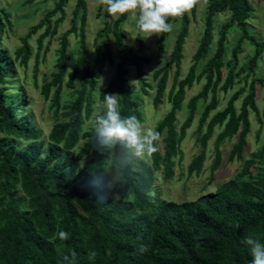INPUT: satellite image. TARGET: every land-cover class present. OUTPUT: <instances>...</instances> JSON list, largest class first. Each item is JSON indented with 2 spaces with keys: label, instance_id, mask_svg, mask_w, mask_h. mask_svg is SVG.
<instances>
[{
  "label": "trees",
  "instance_id": "1",
  "mask_svg": "<svg viewBox=\"0 0 264 264\" xmlns=\"http://www.w3.org/2000/svg\"><path fill=\"white\" fill-rule=\"evenodd\" d=\"M69 1L57 0L31 27L14 55L1 45L12 20L10 13L0 7V264H250V249L242 239L252 236L264 243V144L234 178L197 199H166L156 184L157 180L175 178L184 158L183 141L197 118L201 102L205 105L196 129L201 150L188 166L189 176L204 172L210 149L214 156L208 165L209 179L213 182L223 162L221 143L238 136L229 161L241 160L252 131L251 110L264 123V109L261 111L258 106L256 87V82L264 84V79L255 77L248 81L264 53V43L247 26L254 11L250 1L206 0L202 36L185 76L182 65L191 19L189 13L168 18V23L181 21L182 27L168 62L157 68L153 77L157 82L155 105L159 108L167 102L170 107L154 128L161 136L157 152L150 159L132 156L133 162L119 158L117 149L121 144L101 147L93 131L97 113L103 114L102 103L107 94L115 97L122 115H135L144 121L132 75L136 71L142 89L148 93L146 86L150 84L144 64L149 60L126 42L123 25L129 14L115 19L105 9L107 20L97 33L96 51L91 55L85 32L87 4L77 0L72 27L60 36L58 70L45 76L42 87L44 97L51 98V106L56 109V121L46 138L34 116L27 112L31 104L28 88L21 85L16 92H7L18 78L19 67L29 64L30 37L44 29L38 38L39 59L45 38L57 35L66 20ZM197 6L191 10L194 15ZM223 12H230L231 17L219 27L213 50L215 17ZM234 27L242 35L227 59L228 35ZM170 32L161 33L159 56L164 53ZM71 33L80 39L81 47L69 73L72 76L66 79ZM245 39L255 47V53L240 66L239 54ZM140 43L143 46L142 39ZM110 64L115 65L116 75L100 84ZM242 72L247 73L244 80L249 82L248 86L233 92L227 106L219 110L220 92L228 93L241 83ZM202 79V89L187 101L188 90ZM65 86L71 89L72 97L62 104ZM240 99L241 111L236 105ZM185 103L190 114L180 124L179 113ZM217 128L221 130L211 147ZM109 162L124 184L130 185V197L116 198L107 188L97 192L89 186V169L103 175ZM252 167L258 169L257 178L249 174ZM105 194L107 200L99 201L97 195ZM61 232L67 234L66 238L60 236ZM141 243L149 245L143 254L138 252Z\"/></svg>",
  "mask_w": 264,
  "mask_h": 264
},
{
  "label": "rangeland",
  "instance_id": "2",
  "mask_svg": "<svg viewBox=\"0 0 264 264\" xmlns=\"http://www.w3.org/2000/svg\"><path fill=\"white\" fill-rule=\"evenodd\" d=\"M57 0H0V7H3L11 15L12 26L7 27L3 33L1 40V45L9 50V52L14 55L17 48L23 45V38L27 36L31 27L38 23L43 16L49 11L55 4ZM87 4L88 19L85 26V32L87 35L88 46L91 49V55L95 54V38L98 31L105 26L107 20L105 16L106 5L100 3V0H85ZM254 8L250 19L248 20L247 26L249 32L255 36L257 39L264 43V0H249ZM77 5V0H70L68 6L66 7V20L60 25L59 32L57 35L51 37L47 36L44 40L43 49L40 52V58L37 59L38 52V38L44 31L41 29L38 33L33 34L29 43L32 47V56L29 60L27 66L22 65L19 67L18 78L15 82L9 84L11 88L7 90L9 93H14L19 89V86L24 85L28 88L29 98L31 104L27 108V112L34 116V122L42 129L43 137L46 138L51 130L53 123L56 121L55 107H52L51 98L46 99L42 93V87L45 81V76H51L53 72L57 69V58L58 49L61 47L60 36L69 31L72 27L71 18L73 16L74 8ZM206 0H199L197 6L196 14H192V11L188 12L191 23L189 36L186 39L185 44V57L183 60L182 71L183 76H185L193 63L192 56L197 49L199 40L202 36L204 28V19L206 14ZM82 13V12H81ZM81 13L78 16V21H81ZM58 17V16H57ZM231 17L230 12H223L217 14L215 17L216 29L214 32L215 42L212 46L213 50L217 43V37L219 32V27L229 20ZM173 28L167 36L165 41V48L163 55H158L159 44H160V34H153L152 36L145 38L148 34L141 33L136 27V13L129 14L128 19L124 23L123 27L127 34L126 42L135 50L139 55H143L148 58V62H145L144 69L146 72L147 82L150 86H146L148 93H145L141 86V81L137 78L136 71H133L132 82L134 84L135 96L142 103V110L144 114L143 126L147 128L154 129L158 121L164 117V113L169 110L170 104L164 103L158 108L154 99L157 93V82L153 77L154 71L165 65L170 57V53L176 41L177 35L181 30L182 22L176 21L171 23ZM242 35V31L234 27L227 40L228 55L227 59L230 58L233 48L237 45ZM140 39L143 40V46L140 43ZM100 41V39H99ZM80 39L74 34H70V44L69 51L71 58L68 61V69L66 79L71 78V70L73 69L76 59L78 57V51L80 50ZM115 46L113 45V50ZM243 52L239 54L240 66L246 64L249 59L255 53V47L250 41L244 40L242 43ZM46 48H49L46 51ZM38 66V75L35 77L36 67ZM202 70V66L199 67L198 73ZM114 75H116L115 65H107L105 73L100 80V84L109 81ZM247 76L246 72L241 73L242 82L237 84L233 90L225 93L220 92V104L219 110L224 109L227 106L228 100L233 92L237 91L243 86H248L249 82L253 78L264 79V53L261 57L260 63L256 67V73L248 78L249 82L244 79ZM80 78L77 79V81ZM170 84L172 83V77L170 78ZM205 80L198 82L196 81L194 86L188 90L187 101L197 94L203 87ZM257 87V101L260 110L264 109V84L256 82ZM71 89L65 86L64 93L62 94L61 103L64 104L66 101L71 99ZM248 92V90H247ZM98 95L96 92V99ZM115 100V97L111 98ZM186 101V103H187ZM186 103L183 106V110L179 113L180 124L185 121V119L190 114V110ZM205 102L199 104L197 110V118L191 128L187 132V136L183 141L182 149L184 153V158L181 160V165L177 167L176 176L173 180L165 181L160 180L156 182L159 190L162 191L163 197L166 199H176L177 201L192 200L197 199L199 196L214 192L217 187L230 179L234 178L239 172L242 171L246 162L260 149L264 144V123L261 124L257 118L255 111L251 110L250 116L252 119V131L248 135V144L244 150L243 159H235L234 161H229V155L233 144L238 140V136L231 140L224 141L221 143V149L223 154V162L221 167L215 172V179L210 183L211 170L208 165L211 164L213 160V150L209 149L210 158L207 161L206 169L201 175H196L195 173L189 176L188 166L193 158L200 150L201 146L197 142V127L199 125V116L201 115ZM237 108L241 111L242 99L236 102ZM98 109V108H97ZM93 118L91 121H94ZM89 124H91L89 122ZM88 127V125H87ZM220 128L216 129L213 138L210 141L211 147L215 145L217 139V133ZM258 132L260 136H258ZM162 146V144H161ZM114 147V146H112ZM210 147V148H211ZM115 149V148H114ZM119 158L125 162L134 160V157L130 156L126 148L121 144L117 149ZM212 156V157H211ZM117 171V170H116ZM113 171L111 169V162H109L107 171L103 174L106 178H110L113 182V189L110 191L111 195L116 198L123 199L125 197H130V185L128 183L124 184L122 176H119V172ZM252 178L258 177L257 167H252L249 171ZM206 187V188H205ZM118 194V195H117Z\"/></svg>",
  "mask_w": 264,
  "mask_h": 264
},
{
  "label": "clouds",
  "instance_id": "3",
  "mask_svg": "<svg viewBox=\"0 0 264 264\" xmlns=\"http://www.w3.org/2000/svg\"><path fill=\"white\" fill-rule=\"evenodd\" d=\"M100 3L106 5L107 13L115 19L136 13V27L141 33H147L145 38H148L153 34L170 32L173 25L167 22L168 18L182 17L190 12L199 0H100ZM102 104L103 114L97 113L93 130L100 146L112 147L122 144L130 156L150 159L158 150L160 133L152 128L146 129L135 115H122L118 103L110 98V94L105 95ZM80 167H84L82 162ZM89 175V186L97 192L103 191L104 188L112 191V180L101 175L99 170L89 169ZM97 198L99 201H106L108 196L97 195ZM60 236L66 238L67 234L61 232ZM242 243L249 246L252 256L250 264H264V243L252 236L244 237ZM148 250L149 245H139L140 254ZM90 255L94 257L95 253Z\"/></svg>",
  "mask_w": 264,
  "mask_h": 264
}]
</instances>
